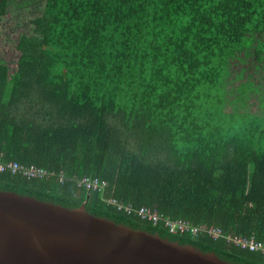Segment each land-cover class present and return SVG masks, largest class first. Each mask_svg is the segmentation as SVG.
Wrapping results in <instances>:
<instances>
[{
    "label": "trees",
    "instance_id": "obj_1",
    "mask_svg": "<svg viewBox=\"0 0 264 264\" xmlns=\"http://www.w3.org/2000/svg\"><path fill=\"white\" fill-rule=\"evenodd\" d=\"M17 10L30 18L14 67L0 48V161L54 174L0 172V189L264 264L135 212L264 241V0H0V35Z\"/></svg>",
    "mask_w": 264,
    "mask_h": 264
},
{
    "label": "water",
    "instance_id": "obj_2",
    "mask_svg": "<svg viewBox=\"0 0 264 264\" xmlns=\"http://www.w3.org/2000/svg\"><path fill=\"white\" fill-rule=\"evenodd\" d=\"M0 264H236L213 251L172 241L34 196L0 189Z\"/></svg>",
    "mask_w": 264,
    "mask_h": 264
},
{
    "label": "built area",
    "instance_id": "obj_3",
    "mask_svg": "<svg viewBox=\"0 0 264 264\" xmlns=\"http://www.w3.org/2000/svg\"><path fill=\"white\" fill-rule=\"evenodd\" d=\"M10 172L12 174H20L25 178H47L54 173L50 172L46 168L38 166L36 164H24L17 160L0 161V172ZM59 181H63V175L60 174ZM78 185L85 187L87 190H97L104 192L108 186L106 180H102L98 177L84 176L77 178ZM108 202L117 206L118 209H124L127 212H133L132 206H125L114 198H109ZM135 212L144 219L151 220L154 224L162 222L164 227L173 234L188 233L192 236H199L200 234H209L214 238L224 237L234 245L248 249L251 251H258L264 254V241L256 238L255 236H241L239 234L225 233L221 228L208 225V224H194L184 218H171L157 210L142 206L135 209Z\"/></svg>",
    "mask_w": 264,
    "mask_h": 264
},
{
    "label": "rangeland",
    "instance_id": "obj_4",
    "mask_svg": "<svg viewBox=\"0 0 264 264\" xmlns=\"http://www.w3.org/2000/svg\"><path fill=\"white\" fill-rule=\"evenodd\" d=\"M36 10V7H32V10ZM30 11H26L21 14V11L17 10L13 15H7L2 22V33L0 35V48L2 50L3 57L10 63V66L14 67L18 58V51L16 43L20 29L28 27ZM264 89L261 88V92Z\"/></svg>",
    "mask_w": 264,
    "mask_h": 264
},
{
    "label": "bare ground",
    "instance_id": "obj_5",
    "mask_svg": "<svg viewBox=\"0 0 264 264\" xmlns=\"http://www.w3.org/2000/svg\"><path fill=\"white\" fill-rule=\"evenodd\" d=\"M135 206V205H134ZM162 213V212H161ZM129 216V215H128ZM134 217V216H133ZM151 223V222H150Z\"/></svg>",
    "mask_w": 264,
    "mask_h": 264
}]
</instances>
